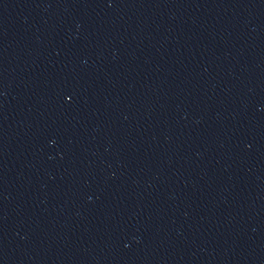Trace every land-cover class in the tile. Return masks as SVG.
<instances>
[{
	"label": "water",
	"instance_id": "water-1",
	"mask_svg": "<svg viewBox=\"0 0 264 264\" xmlns=\"http://www.w3.org/2000/svg\"><path fill=\"white\" fill-rule=\"evenodd\" d=\"M0 264H264V0H0Z\"/></svg>",
	"mask_w": 264,
	"mask_h": 264
}]
</instances>
